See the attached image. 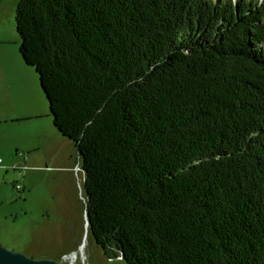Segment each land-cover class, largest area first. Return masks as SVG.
<instances>
[{
  "label": "trees",
  "instance_id": "trees-1",
  "mask_svg": "<svg viewBox=\"0 0 264 264\" xmlns=\"http://www.w3.org/2000/svg\"><path fill=\"white\" fill-rule=\"evenodd\" d=\"M89 233L125 264H264V1L19 0Z\"/></svg>",
  "mask_w": 264,
  "mask_h": 264
},
{
  "label": "rangeland",
  "instance_id": "rangeland-1",
  "mask_svg": "<svg viewBox=\"0 0 264 264\" xmlns=\"http://www.w3.org/2000/svg\"><path fill=\"white\" fill-rule=\"evenodd\" d=\"M18 2L0 0V246L66 264H125L91 238L77 149L54 128L39 77L19 54Z\"/></svg>",
  "mask_w": 264,
  "mask_h": 264
},
{
  "label": "water",
  "instance_id": "water-1",
  "mask_svg": "<svg viewBox=\"0 0 264 264\" xmlns=\"http://www.w3.org/2000/svg\"><path fill=\"white\" fill-rule=\"evenodd\" d=\"M87 226L89 221L87 219ZM0 264H66L50 259H34L22 253L8 250L0 246Z\"/></svg>",
  "mask_w": 264,
  "mask_h": 264
}]
</instances>
